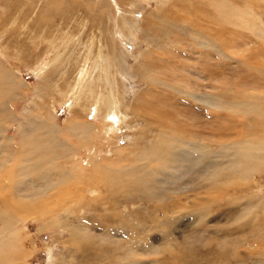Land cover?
Listing matches in <instances>:
<instances>
[{
  "label": "rangeland",
  "instance_id": "rangeland-1",
  "mask_svg": "<svg viewBox=\"0 0 264 264\" xmlns=\"http://www.w3.org/2000/svg\"><path fill=\"white\" fill-rule=\"evenodd\" d=\"M129 1L133 0H122L125 3L123 6L120 4L122 11L126 7L130 8L127 3ZM184 1L187 0H173L175 8L172 10L168 7L170 0H149L134 6V13H128L132 20L137 21L134 37L127 38L124 35L126 28L115 31L116 36L124 40L125 45L119 46L116 43L117 37L111 36L107 29L110 18L107 21L105 5L109 0H0V101L5 103L10 98L6 101L9 104H0V119H4L0 121V130H5L9 138L16 137L19 122L34 125L44 120L49 124L53 117L62 140L70 142L74 148L71 152L61 149L53 151L51 162L56 164L57 169H49L47 172L52 174L53 179L58 177L63 182L51 190L47 186L38 189L32 185L37 173L42 172L33 169L34 164L28 161L24 169L20 168L24 155L28 154L21 150L23 138L19 141L17 135L18 143L6 148L0 145V159L4 157V151L11 152L14 151L12 147L17 148L10 162L0 168V197L6 202L0 204V217L3 218H0V229L5 234L7 229L15 230L14 234L0 241H7V252L10 254L12 250L15 260L13 263L3 261L2 264H264V94L261 96L255 93L254 96L252 92L237 94L230 89H212L207 97L199 95V99L206 97V100L212 101L214 98L217 105L211 107L210 101L208 105H200L197 101L193 103L180 90L162 84L158 78V84L152 83L151 86L150 81H142L145 73L135 71L139 54L148 47L145 42L137 46L136 39L144 36L140 26L145 16L153 12L150 14L161 17L164 22L170 21V24L164 23L167 30L177 32L175 38H179L185 45V51H179L176 57L172 54L160 55L162 59H170V63H159L155 60L156 55L151 56L153 66L155 64L165 71L168 68H205L211 78L220 77L221 74L232 75L234 71L233 76L239 84L244 81L248 85L251 81L259 82L256 78L264 77V0L192 1L190 6H193V10L190 11L194 12V4H199L206 8V14L211 13L215 20L222 21V27L216 28L214 38L217 43L224 32L222 41L217 43L222 52L225 50L223 53L216 50V45L211 48V44L207 43L208 37L213 38V35L206 18L201 21L197 14H191L193 17H190L192 21L189 23V15L181 17L182 10L187 9ZM211 2L214 3L213 7ZM158 3L161 4L159 8ZM218 3L223 5L217 6ZM92 9L94 11L91 13ZM258 12L262 16L256 15ZM41 15L47 17L51 25L45 23L47 20L40 21ZM95 17H98L96 23ZM146 20L149 25L148 18ZM83 23H86L85 31L80 29ZM59 25H63L62 30L66 29L65 34L68 33L67 38H63L68 46L61 54L62 57H59L58 65L54 66L58 58L55 48H60L61 43L49 50L45 41L50 32L51 36L59 38L61 32H56ZM159 27V22L150 26L151 29ZM92 37H96V44L88 63L82 67L83 55L85 50H90L88 41ZM72 38H75L72 41L74 44L70 42ZM243 38L252 42L243 47L238 42ZM114 41L117 47L111 45V50L116 52L115 57L119 55L124 60L121 52H128L126 61L130 75L124 81V86L115 79L117 92L126 97L124 103L118 105L119 118L112 125L96 116L94 106L84 103L82 92L95 74L100 75L103 81L104 75L99 71V57L102 51L105 55L109 54V43L113 44ZM116 49H119V54ZM72 50L73 55L59 68L61 59H66ZM205 56H216L219 61L210 60V65L205 64ZM79 67H82L81 75L76 78ZM180 73L179 78L190 85L186 94L195 93L200 88L201 94L206 93L204 90L207 82ZM10 83L17 86L16 91ZM106 84L114 85L110 81ZM68 85L72 88L67 91ZM108 85H101L96 95L107 96ZM152 92L154 99L153 95L149 98ZM11 93L18 94L12 97ZM138 94L145 98L142 101L143 104L145 102L143 107L134 104ZM6 107L10 108L7 110ZM25 108L27 111H24ZM141 109L146 114H168L165 120L168 124L159 126V118L156 116H145L143 119L138 113ZM172 121L175 125H171ZM74 123L89 126L88 135L80 137L72 132L70 126ZM27 128L22 130L27 131ZM180 137H185L179 143L183 151L191 147L200 151H187L188 155L178 165L177 173L170 168H162V162L152 160L155 159L152 154L149 157L142 155L145 149L156 146L161 139H173V143L174 139ZM249 143L262 145L260 150L253 147L249 151L252 159L250 167L243 166L239 175L243 179L240 180V177L227 171L236 160L245 163V158L237 159L235 149H232L238 144L245 147ZM162 146L157 145V149H161L159 153L167 158L168 152ZM198 155L202 164L206 163L208 168L195 165ZM126 169L129 170L128 175L122 177L130 180V187L124 186V180L120 186L112 181L113 188H108L110 185L105 173L113 172L116 177L120 176L119 170ZM57 171L63 173L59 175ZM3 173L7 174V178ZM103 176L108 185L104 183ZM142 176L143 183L140 180ZM17 184V196L20 197L14 200L10 192H14L12 187ZM144 188L146 192H141ZM26 196L29 201L23 199Z\"/></svg>",
  "mask_w": 264,
  "mask_h": 264
},
{
  "label": "bare ground",
  "instance_id": "bare-ground-1",
  "mask_svg": "<svg viewBox=\"0 0 264 264\" xmlns=\"http://www.w3.org/2000/svg\"><path fill=\"white\" fill-rule=\"evenodd\" d=\"M116 2H114L113 0H109V2H107L106 3V7H105V9H107L106 10V16H107V21H108V19H109V23H108V33L111 35V36H113L114 38H116L117 36H116V32L115 31H118V30H121L122 31V28H126L127 29V31H126V34H124L127 38H129V37H134V31H136L135 30V27L137 26V21H134V20H132L131 19V15L130 14H128V13H134V11L132 10V8L134 7V6H136V5H138L139 3L141 4V2H149V0H133V1H129V2H127V3H129V7L130 8H128V7H126V9L125 10H121L122 9V6L125 4V3H123L122 2V0H115ZM171 2L170 3H168V4H170L168 7H171V10L173 9V8H175V4H174V2H172L173 0H170ZM179 1H182V0H179ZM189 1V2H188ZM192 1L193 0H187L185 3H187V9L185 10V11H183L182 10V13H181V17H183V16H188L189 15V19H188V21L187 22H191L192 20H191V18L193 17L191 14H197L198 16H197V18H199V19H201V21H204V19H205V21H207L210 25H209V31L212 33V35H213V38H209L208 37V44L210 43L211 44V48H212V46L214 45H216V50L218 51V52H222V49H221V46L219 45V44H217L218 42H221L222 41V37H223V33L224 32H222V34H221V36H220V39L219 40H217V43H215V36H216V28L218 27V28H221L220 27V25L222 24V21H217V20H215L214 19V17L212 16V14L211 13H209V14H206V8H204V6H201V5H199L198 4V6L196 5V4H194V6L196 7V10H194V12L193 11H190V9H192L193 10V6H190L191 5V3H192ZM158 2H159V0H158ZM256 2H257V0H256ZM18 3V2H17ZM120 4H122V6H120ZM7 5H8V7H10V2H8L7 3ZM161 4L160 3H158L157 4V7L159 8V7H161L160 6ZM213 5H214V3H212L211 2V7H213ZM223 4L222 3H218V5L217 6H222ZM85 6H88V4L87 5H85ZM95 6H96V4H95ZM188 7H189V9H188ZM252 7V6H251ZM18 8V7H17ZM165 9V8H164ZM252 9V8H251ZM100 10V9H99ZM162 11H163V9H161ZM255 10V9H254ZM257 10V9H256ZM262 10V9H261ZM22 11H23V9H22ZM42 11V10H41ZM40 11V13H42ZM94 11V9H92L90 12L92 13ZM105 11V10H104ZM179 11V10H178ZM196 11V12H195ZM17 12H18V9H17ZM102 12V11H101ZM161 12V11H160ZM13 13H15V12H13ZM20 13V12H19ZM150 13H152L153 14V12H149L146 16H145V19H144V23H142L143 25H141L140 26V29H141V31H142V33L144 34V36L143 37H140V38H137L136 40H138L137 41V46H139L138 44H140L141 42H145L146 43V45L148 46L147 47V49L146 50H144V52H141L140 54H139V56H138V59H137V61H136V72H138V71H142V74L143 73H145L143 76H142V81L143 80H148V82L150 81L151 82V86H152V83H154L155 85H157L158 84V82H157V78L162 82V84H165V85H167V86H169V87H171V88H176V89H178V90H180L185 96H187L188 98H190V100L193 102V103H195V101H197V103H201L200 105H202V104H206V105H208V102L210 101V103H209V105H212L211 107H213V106H216L217 104V102L215 103V101L212 99V101L211 100H206L205 98L207 97V95H208V93H209V90H212V89H217V88H225V89H230V90H232L233 91V93L234 92H236L237 94H238V92H243V93H249V92H252L253 94H255V93H259V94H261V96H263V94H264V77H262V78H256L259 82H256V81H251V83L248 85L247 84V82H243L242 84H239L236 80H235V78H234V76H233V74H234V71H232L231 73H232V75L229 73L227 76H225V75H220V77L219 76H217V77H214V78H211L208 74H207V72H206V69L204 68L203 70H200V69H187V68H185V69H173V68H168V69H166V71L165 70H163L162 68H160V67H157V66H155V64H154V66H153V63L151 62L153 59L151 58V56H154V55H156L157 57H156V61H158L159 63H163V64H165V63H170V59L169 60H165V59H162L161 58V54L162 55H164V56H169L170 54H172L174 57H176L175 55H177L178 54V52L179 51H181V50H183V51H185V45H184V42L183 41H181L179 38L177 39V38H175V35H176V33L177 32H175V31H173V32H170V31H168L167 30V26L164 24V23H167V24H170V21H168V22H164L163 21V19H161V17H157V15H151ZM179 13V12H178ZM17 14V13H16ZM43 14V13H42ZM45 14H46V12H45ZM104 14V13H103ZM255 14V13H254ZM2 15V14H1ZM20 15V14H19ZM98 15V14H97ZM125 15H128V17L127 16H125ZM160 16L162 15V12L159 14ZM245 15V14H244ZM256 15H259V16H262L259 12H258V14H256ZM16 16V15H15ZM17 16H18V14H17ZM21 16V15H20ZM101 17H102V15H100ZM122 16H124V18H122ZM251 16V15H250ZM92 17V16H91ZM191 17V18H190ZM213 17V18H212ZM10 18V17H9ZM97 18L98 17H95V23H96V20H97ZM148 18V22H149V25L147 24V19ZM160 18V19H159ZM183 18H185V17H183ZM21 19V18H20ZM39 19H40V21H45V20H47V22H45V23H49L50 25H51V23L49 22L50 20L49 19H47V17H45L44 15H41L40 17H39ZM102 19V18H101ZM17 20H19V18L17 19ZM125 20V21H124ZM184 20V19H183ZM182 20V21H183ZM7 21H8V19H7ZM151 21V22H150ZM186 21V20H185ZM184 21V22H185ZM26 22V21H25ZM38 22H39V20H38ZM146 22V23H145ZM156 22H159L160 23V27L159 28H156V29H151L150 28V26H152V25H154ZM40 23V22H39ZM93 23V22H92ZM91 23V24H92ZM182 23V22H181ZM18 24H20L19 22H18ZM85 24L86 23H83V24H81L80 26H81V28L80 29H82V30H84L85 28H84V26H85ZM94 24V23H93ZM10 25V24H9ZM56 25V24H55ZM179 25V24H178ZM184 25V24H183ZM242 25V24H241ZM25 26V25H24ZM62 26L63 25H59V26H57L56 27V32L58 33V31L59 32H61V34H60V36H59V38H57V37H55L54 35L53 36H51V32L49 33V36H48V38H47V40L45 41V43H46V45L48 46V48H49V50H53V48H54V46L56 47L57 46V44H59V43H61V46H60V48H63L64 50L63 51H61L60 50V48H55V53H57V57L58 58H56L55 59V61H54V66L55 65H58V59H59V57H62L61 56V54L66 50V47L68 46V43L65 45V42H64V40H63V38H67V34H65L66 32H64L66 29H64V30H62ZM74 26H76V25H74ZM83 26V27H82ZM92 28H96L95 26L93 27V26H91ZM149 27V28H148ZM180 27V26H179ZM188 27V26H187ZM50 28V27H49ZM144 28H145V30H144ZM40 29V28H39ZM139 29V28H138ZM139 29V30H140ZM245 29V28H244ZM86 30V29H85ZM84 30V31H85ZM191 30V29H190ZM32 31V30H31ZM40 32V31H39ZM55 32V33H56ZM180 32V31H179ZM192 32V31H191ZM198 32V31H197ZM245 32V31H244ZM127 33L129 34V36H127ZM189 33V32H188ZM34 34V33H33ZM42 34H43V32L41 33V35L40 36H42ZM108 34V36L111 38V40L113 39L110 35ZM194 34V33H193ZM229 34V33H228ZM57 35V34H56ZM70 35V34H69ZM68 35V36H69ZM92 35V34H91ZM91 35H90V37H91ZM196 35V34H195ZM239 35V34H238ZM264 35V34H263ZM35 36V35H34ZM33 36V37H34ZM232 36V35H231ZM32 37V38H33ZM228 37V36H227ZM240 37V36H239ZM71 38V37H70ZM98 38V37H97ZM182 38V37H181ZM232 38H233V36H232ZM75 40V38H72L71 39V44L73 43L74 44V42H72V41H74ZM79 40H80V38H79ZM101 40V39H100ZM178 40V41H177ZM186 40V39H185ZM66 41V40H65ZM127 41H129L128 39H127ZM190 41V40H189ZM196 41V40H195ZM67 42V41H66ZM96 42V37H92V39L91 40H89L88 41V43L90 44L89 46V48H90V50H88L87 52H86V50H85V54L83 55V59H82V67H84V64L86 65L87 63H88V60H89V57H90V55L92 54V50H93V48H94V46H95V43ZM238 42H241V44H239V45H242L243 47H246L248 44H250L252 41H248V38H243V39H241L240 41H238ZM79 43V42H78ZM81 43V42H80ZM79 43V44H80ZM100 43V42H99ZM116 43H117V45H119V46H124L125 44H124V40H121L120 38H116ZM234 43H236V45H237V42H234ZM70 44V45H71ZM259 44H261V43H259ZM65 45V46H64ZM88 45V44H87ZM111 45H114V47H117V45L115 44V41H114V43L113 44H111V43H109V46H108V49H109V54L107 53L106 55L105 54H103V51L102 50H99V51H102V54L100 55V57H99V61L101 62V64H100V66H99V71H100V73L101 74H103L104 75V79H103V81L105 82H103L102 80H101V78H100V75H98V76H96V74H95V77H93V78H91L92 80L85 86V88H84V90H83V92H82V98H84L83 99V101H84V103H87V104H89V106H94L95 107V114H96V116H98L102 121H109V122H111L112 123V125H114V123H115V120H118V118H119V115H118V112H119V106L118 105H120V104H123L124 103V101H125V97H126V95L125 94H119L118 92H117V90H116V87H115V84H117V82H116V80H118L119 81V83L121 84V85H123L124 86V81H126V79H127V77L129 78V75H130V72H129V70H128V66H127V61H126V58H127V55H128V52H126L125 54H123L122 52H121V56H122V58L124 59V60H121V58L119 57V55L118 56H116L115 57V53H113L112 52V48H111ZM100 46V45H99ZM188 46H190V45H188ZM187 46V47H188ZM194 46H192V48H193ZM236 48H238V46H235ZM261 47H263V46H261ZM190 48V47H189ZM223 48V47H222ZM250 48V47H249ZM96 49V48H95ZM239 49V48H238ZM117 50H119V49H116V51ZM192 50V49H191ZM206 50V49H205ZM212 50V49H211ZM227 50V49H226ZM264 50V49H263ZM225 51V50H224ZM223 51V52H224ZM256 51V50H255ZM73 52H74V50H72L71 51V53L70 54H68V56L67 57H65L66 59H61L62 60V63L60 62L59 63V68H61V66H64V64L66 63V61H67V59H68V57L70 56V55H73ZM192 52V51H191ZM222 52V53H223ZM261 52V51H260ZM160 53V54H159ZM222 53H219V55L220 56H224V55H222ZM117 54H119V51H117ZM260 54V53H259ZM191 56V55H190ZM263 56H264V51H263ZM193 58H195V57H193ZM224 58V57H223ZM18 59V58H17ZM219 58H217L216 56H205L204 57V59H203V61H204V63L205 64H207L210 60H214V61H216L217 60V62L219 61L218 60ZM1 60V59H0ZM196 62V61H195ZM0 63H1V61H0ZM4 63V62H3ZM203 63V64H204ZM105 64H107V70L105 71ZM202 64V65H203ZM209 64V63H208ZM215 64V63H214ZM51 65V64H50ZM210 65V64H209ZM248 65V64H247ZM88 66V65H87ZM166 66V65H165ZM216 66V65H215ZM82 67H79V70L77 69V72H78V75H76V78H77V76L78 77H80V75H81V71H82ZM86 67V66H85ZM191 67V66H190ZM198 67V66H197ZM210 67V66H209ZM234 67V66H233ZM199 68V67H198ZM246 68V67H245ZM96 69V68H95ZM217 68L215 67V69L214 70H216ZM0 70H1V68H0ZM112 71V72H111ZM134 71V72H135ZM207 71H208V69H207ZM87 72V71H86ZM85 72V73H86ZM95 72V71H94ZM133 72V73H134ZM180 72H182V73H184V74H187V76H189V77H193V78H195V79H197V80H200V81H204V82H207L208 83V85H206V87H205V92L206 93H202L201 94V92H200V89L199 90H193V91H196L195 93H191V94H186V92L190 89V85L185 81V80H181V78H179V77H181L180 75H181V73ZM255 72V71H254ZM210 73V72H209ZM97 74H99V72L97 73ZM3 75V74H2ZM187 76H186V78H187ZM251 76H253L254 77V75H251ZM116 79V80H115ZM128 80V79H127ZM109 81L110 82H113V84L114 85H108V84H106V83H109ZM72 84H73V82H72ZM108 85L107 87H108V91H107V96H104V95H101V97H98L97 95H96V92L99 90L98 88H100V86L101 85ZM1 86H3L4 87V85L2 84ZM10 86L11 87H14L13 88V90L14 91H16V89H17V86L15 87L14 85H13V83H10ZM197 86H199V85H197ZM21 87H24L23 85H21ZM104 87V86H103ZM203 87V86H202ZM67 91L68 90H70V88H72V86L71 85H68L67 86ZM199 88V87H198ZM197 88V89H198ZM103 89V88H102ZM225 89H224V91H225ZM151 90V89H150ZM186 90V91H185ZM203 90V89H202ZM250 90H252V91H250ZM192 91V92H193ZM217 91H218V89H217ZM216 91V92H217ZM220 91V90H219ZM222 91V90H221ZM147 92H151V91H147ZM124 93H126V91H124ZM17 94L18 93H11L10 95L12 96V97H15V96H17ZM61 94V96L63 95L62 93H60ZM153 95V99L155 98V96H154V94H153V92L149 95V98H150V96H152ZM178 95V94H177ZM199 95H205L206 97H204L203 99H199ZM158 96V95H157ZM254 96H256V94L254 95ZM186 97V98H187ZM214 97V96H213ZM185 98V97H184ZM218 98V97H217ZM136 101H135V105L136 104H138V106L139 107H143V105L145 104V102H144V104H143V102L142 101H144L145 100V98L143 97V95L142 94H138L137 96H136ZM164 99V98H163ZM221 99V98H220ZM10 100V98H7V100L6 101H9ZM12 100H13V98H12ZM5 101V103H4V101L2 100V101H0V104H2V103H4V104H9V103H7ZM162 102H164L163 100H162ZM161 102V103H162ZM224 102V101H223ZM220 104H221V101L219 102ZM80 104V103H79ZM223 104V103H222ZM243 104V103H242ZM197 105H199V104H197ZM224 105H225V102H224ZM190 106V105H189ZM223 106V105H222ZM226 106H227V104H226ZM80 107H82V105L80 106ZM205 107V106H204ZM218 107V106H217ZM8 108H10V107H8ZM8 108L6 107V109L8 110ZM223 108V107H222ZM227 108V107H226ZM161 109V108H160ZM231 109V108H230ZM103 110H105V112H103ZM142 111H140V112H138V113H140L141 115L140 116H142V118L144 119L145 118V116H147V117H151V116H156V117H158L159 118V122H160V124H158L159 126H161V125H165V124H168L165 120L166 119H168V117H169V115L168 114H162V113H150V114H146L145 112H144V110L143 109H141ZM182 110H183V108H182ZM221 110V109H220ZM24 111H27V108H25L24 109ZM161 111H162V109H161ZM174 111V110H173ZM245 112V111H244ZM50 113V112H49ZM101 113L102 114H104L103 116L101 115ZM147 113H148V111H147ZM174 113V112H173ZM176 113V112H175ZM9 115V114H8ZM11 115V114H10ZM122 115V114H121ZM183 116H186L187 114H182ZM175 116V115H174ZM237 116V115H236ZM180 117V116H179ZM178 117V118H179ZM11 118L13 119V121H15L16 120V118H15V116L14 115H12L11 116ZM10 118V119H11ZM193 118V117H192ZM191 118V119H192ZM212 118V117H211ZM3 120L4 119H0V121H2L3 122ZM171 120V119H170ZM173 120V119H172ZM176 120V119H175ZM183 120V119H182ZM183 121H185V120H183ZM29 122H32V120L31 121H29ZM35 122V121H34ZM51 122V121H50ZM188 122V121H187ZM171 123V125H175L174 124V121H172V122H170ZM178 124V123H177ZM181 124V123H180ZM185 124V123H184ZM199 124V123H198ZM19 129H18V131H17V134H16V137H17V135H18V139H19V141H21L22 140V138H23V140H22V144H20L21 145V150L22 151H27L28 152V154H26V155H22L23 157H24V162L20 165V168L21 169H24L23 167H26L27 165H26V163H29V162H31L32 164H34V168L33 169H35V170H41L42 172H40V173H37V175H36V179L34 180V181H32V185H36V188H38V189H40V188H44V187H48V189H55L56 187H57V185L60 183V182H63L61 179H59L58 177H57V179H53L52 177V174L51 173H49V172H47V170H55L56 171V169H57V167H56V164H53L52 162H51V157H52V154H53V151H55V150H57V149H61V150H66V151H68V152H71V151H73L74 150V148H73V146H72V144L70 143V142H67V143H65L63 140H62V138L60 137V129L58 128V124L56 123V121H55V118H53L52 117V123H49V124H47V122L46 121H42V122H38V124H29L28 122H27V124L25 123V122H19ZM24 127H28L27 128V131H23L22 130V128H24ZM259 127V126H258ZM263 127L261 126L260 127V129H262ZM250 129V128H249ZM70 130L72 131V132H74V133H76V135H79L80 137H84V136H86V135H88V132H89V126H86V125H82V124H77V123H74V124H72L71 126H70ZM112 130V129H111ZM262 130H264V129H262ZM261 131V130H260ZM0 132H2L1 134H0V145H2L4 148H6V147H8V146H12V145H14V144H16V143H18V142H16V137H14V136H12L11 138H9V136H7L6 135V133H5V130H0ZM182 132V131H181ZM164 133V132H163ZM177 133V132H176ZM184 133V132H183ZM183 133H181V135H183ZM253 134V133H252ZM177 135H180V134H177ZM262 135V134H261ZM7 136V137H6ZM168 137V136H167ZM105 138V137H104ZM108 138V137H107ZM109 139V138H108ZM113 139V138H112ZM185 139V137H180V139H178V140H175L174 139V141L175 142H171V141H173V139L171 140V139H168V138H166V139H161V140H159L158 142H157V144H156V146H148L149 148L148 149H145L144 150V152L142 153V155L145 157V156H148L149 154H152L153 156H155V159H152V160H159L160 162H162V164H160V165H162V168H170V169H172L173 171H176V169L179 167L178 165L182 162V159H183V157H185L186 155H188L186 152L187 151H191V152H194L195 151V149L194 148H188V149H186L187 151H183L181 148V145L179 144L180 143V140H184ZM197 140V139H196ZM109 141V140H108ZM116 141V140H115ZM240 141V140H239ZM111 143H112V141H111ZM171 143V144H170ZM222 143V142H221ZM228 143V142H227ZM238 143V142H237ZM114 144H115V142H114ZM229 144V143H228ZM231 144V143H230ZM157 145L159 146V147H161L162 145H166V147H163L162 146V149L164 148V150H165V152L167 153V158L165 157V158H163V156H162V154H160L159 152H161V149H157ZM232 145V144H231ZM240 144H238V146L237 147H234V146H232L231 147V149L232 150H234L235 151V155H236V157H237V159H238V157H244L245 158V163H241V161L239 162L238 160H236V163L234 162V164L232 163V165L231 166H229V170H227L228 171V173L229 174H231V175H233V176H237V177H240V180H242L243 179V176H239L240 175V173H242V170H243V166L245 167V166H248V167H250V165H249V162L252 160V159H250V156H251V154H250V150H252V148L254 147L255 149H258V150H260L261 149V145H257V144H253V145H251V143H249V144H246V146L245 147H243V146H239ZM243 145V144H242ZM2 147V148H3ZM184 147V146H183ZM3 148V149H4ZM13 149H14V151H12L11 150V152H5L4 151V153H5V155H4V157L3 158H1L0 159V168H2L3 167V165H5L6 166V163H8V162H10V160L13 158L12 156H15V153H16V151H17V148H14V147H12ZM115 148V147H114ZM156 148V149H155ZM1 149V148H0ZM118 149V148H117ZM204 149V148H203ZM223 149H224V147L222 148V150H221V153L223 154ZM163 151V150H162ZM198 151H200V149L199 150H196L195 152L197 153ZM142 152V151H141ZM1 153V152H0ZM114 153V152H113ZM165 153V154H166ZM14 154V155H13ZM20 154V153H19ZM194 153H192V155H193ZM1 155V154H0ZM161 155V156H160ZM191 155V156H192ZM140 156V155H139ZM21 157V156H20ZM23 157H21V160H22V158ZM149 157V156H148ZM196 157V156H195ZM97 158V157H96ZM204 158V157H203ZM220 158V157H219ZM218 158V159H219ZM4 159V160H3ZM19 159V158H18ZM197 161L195 162V165L197 166V167H206V168H208L209 166L205 163L204 165L202 164V159H200V155H198V157H197ZM232 159V158H231ZM236 159V158H235ZM255 159V158H254ZM151 160V159H150ZM213 162H214V160L213 159H211ZM221 160V159H220ZM29 161V162H28ZM139 161H141V159H139ZM138 161V162H139ZM193 162V161H192ZM215 162H217V161H215ZM31 164V165H32ZM79 164H81L82 165V163H79ZM84 164V163H83ZM100 164H102V163H100ZM230 164V163H229ZM16 165H17V163H16ZM37 167H36V166ZM103 165V164H102ZM5 166H4V168H5ZM12 166H13V164H12ZM101 166V165H100ZM171 166H172V168H171ZM260 166V165H259ZM28 167H31L30 165L28 166ZM109 167V166H108ZM100 168V167H99ZM103 168V167H102ZM101 168V169H102ZM105 168H106V166H105ZM119 168V167H118ZM206 168H205V170H206ZM6 169V168H5ZM28 169V168H27ZM32 169V170H33ZM201 169V168H200ZM211 168H209V170H210ZM251 169V168H250ZM257 169V168H256ZM253 170V169H252ZM3 171H5L4 169H3ZM104 171H106V169L104 170ZM120 171V173H119V175L120 176H116V177H114V175H113V172H106L105 174L107 175V182H109V185L110 186H108V188H110V187H112L113 185H112V181H114L113 183L114 184H116V183H119V186H120V184H122V183H124V180L125 179H123V177L125 178V176L126 175H128V171L129 170H123V171H121V170H119ZM54 172V171H53ZM57 172H59V175L61 174V173H63V171H57ZM159 172H161V171H159ZM7 173V172H6ZM6 173H3V175H4V177H6L7 178V174ZM98 173V172H97ZM101 173H103V172H100V174ZM144 174H146V172L144 171L143 172ZM176 173H177V171H176ZM212 173L214 174V176L215 177H217V174L214 172V171H212ZM1 174H2V172H1ZM104 174V173H103ZM173 174V173H172ZM220 174V173H219ZM11 174L9 173V176H10ZM159 175V174H158ZM2 176V175H1ZM110 176V177H109ZM123 176V177H122ZM104 177V176H103ZM102 177V178H103ZM109 177V178H108ZM158 178H159V176H157ZM106 178L104 177V183H107L106 182ZM213 178V177H212ZM5 179V178H4ZM16 179V178H15ZM145 180H148V179H146V177L144 178ZM214 179V178H213ZM140 180H143V176H142V178H140ZM16 181V180H15ZM101 181L103 182V180L101 179ZM100 181V182H101ZM211 181V180H210ZM210 181H206V183H208V184H212V182H210ZM18 182V181H17ZM101 182V183H102ZM125 185L124 186H127V187H130V180H125ZM138 182V181H137ZM136 182V183H137ZM144 182V180L142 181V183ZM200 182V181H199ZM104 183H102V184H104ZM141 183V184H142ZM149 183V182H148ZM148 183H146V184H148ZM138 184H140V182L138 183ZM146 184L144 185V186H146ZM10 185H12V184H10ZM106 185V184H105ZM107 185H108V183H107ZM116 186V185H115ZM141 186V185H140ZM144 186H142V188L144 187ZM161 186V185H160ZM205 186V185H204ZM55 187V188H54ZM100 187H101V185H100ZM10 188V187H9ZM35 188V189H36ZM105 188V187H104ZM113 188V187H112ZM12 189L14 190V192H10V196L12 197V198H14V200L15 199H17L18 200V198L20 197V196H17V195H19V192H17L16 191V189H18V184L17 185H15V187L13 188L12 187ZM23 189H25V188H23ZM124 189H125V187H124ZM145 189V188H144ZM8 190H10V189H8ZM47 190V189H46ZM46 190H45V192H46ZM16 191V192H15ZM20 191V190H19ZM23 190L21 189V192H22ZM41 191H43V190H41ZM143 191H145L146 192V189L145 190H142L141 192H143ZM31 192V191H30ZM157 192V191H156ZM23 193V192H22ZM34 193V192H33ZM49 193V192H48ZM155 193V192H154ZM21 194V193H20ZM31 194V193H30ZM40 194V193H39ZM50 194V193H49ZM60 194V193H59ZM143 194V193H142ZM32 195V194H31ZM45 195H47V194H45ZM55 195V194H54ZM53 195V196H54ZM4 196V195H3ZM39 196V195H38ZM51 196V195H50ZM61 196V195H60ZM59 196V197H60ZM172 196V195H171ZM74 197V196H73ZM6 198V197H5ZM32 198H33V196H32ZM37 198V197H36ZM76 198V197H75ZM23 199L25 200V201H29V197H23ZM32 200V199H31ZM30 200V201H31ZM81 200H83L82 198H81ZM78 201V200H77ZM80 201V200H79ZM78 201V202H79ZM7 202H9V200L7 199ZM34 202V201H33ZM80 202H82V201H80ZM84 202V201H83ZM160 202V201H159ZM10 203V202H9ZM17 203V202H16ZM15 203V204H16ZM74 203V202H73ZM0 204H6V202H5V200L3 199V198H1L0 197ZM83 204V203H82ZM11 205V204H10ZM17 205V204H16ZM28 205V204H27ZM7 206H8V204H7ZM79 206V205H78ZM78 206H77V208H78ZM18 207V206H17ZM8 208H10V207H8ZM66 208V207H65ZM69 208V207H68ZM2 209V208H1ZM0 209V210H1ZM13 209V208H12ZM15 209V208H14ZM20 209V208H19ZM5 210V209H4ZM11 210V209H10ZM6 211H9L7 208H6ZM17 211V210H16ZM73 211V213H74V210H72ZM11 212V211H10ZM23 212V211H22ZM27 212V211H26ZM25 212V213H26ZM12 213V212H11ZM72 214V213H71ZM0 215H1V211H0ZM9 215V214H8ZM73 215V214H72ZM75 215V214H74ZM2 216V215H1ZM6 216H7V214H6ZM12 216V215H11ZM164 216V215H163ZM5 217V216H4ZM8 217H10V215L8 216ZM75 217H77V216H75ZM0 218H2V217H0ZM13 218V217H12ZM12 218H9V219H12ZM3 219V218H2ZM9 219H7V221L9 220ZM1 221V220H0ZM9 221H11V220H9ZM13 221V220H12ZM10 224V223H9ZM11 227V226H10ZM3 229V228H2ZM4 230V229H3ZM13 231H15L14 229L12 230V231H8V229H7V235L5 234V233H2L1 232V229H0V241L3 239V237H6V236H10L11 234H14V232ZM4 240V239H3ZM7 241H3V242H0V264H2L3 263V261H6V262H8V261H10V262H14V260H15V253L11 250V252H10V254L7 252ZM10 245H12V244H10ZM17 245V244H16ZM11 263V264H12Z\"/></svg>",
  "mask_w": 264,
  "mask_h": 264
}]
</instances>
